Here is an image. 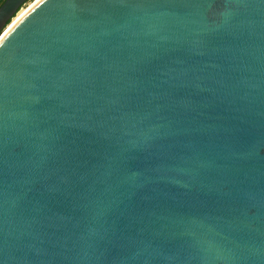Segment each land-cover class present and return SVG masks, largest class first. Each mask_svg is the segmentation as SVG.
I'll return each instance as SVG.
<instances>
[{
    "label": "water",
    "instance_id": "1",
    "mask_svg": "<svg viewBox=\"0 0 264 264\" xmlns=\"http://www.w3.org/2000/svg\"><path fill=\"white\" fill-rule=\"evenodd\" d=\"M0 149L2 264H264V0H37Z\"/></svg>",
    "mask_w": 264,
    "mask_h": 264
},
{
    "label": "bare ground",
    "instance_id": "2",
    "mask_svg": "<svg viewBox=\"0 0 264 264\" xmlns=\"http://www.w3.org/2000/svg\"><path fill=\"white\" fill-rule=\"evenodd\" d=\"M36 1L37 0H33L29 4H27V6L20 9V11L12 18L10 23H8V25L5 27L4 31L0 34V38L27 10H29V8H31V6H33V4Z\"/></svg>",
    "mask_w": 264,
    "mask_h": 264
},
{
    "label": "snow or ice",
    "instance_id": "3",
    "mask_svg": "<svg viewBox=\"0 0 264 264\" xmlns=\"http://www.w3.org/2000/svg\"><path fill=\"white\" fill-rule=\"evenodd\" d=\"M129 2H136V0H129ZM0 164H2V149H0ZM0 264H2V261H0Z\"/></svg>",
    "mask_w": 264,
    "mask_h": 264
},
{
    "label": "rangeland",
    "instance_id": "4",
    "mask_svg": "<svg viewBox=\"0 0 264 264\" xmlns=\"http://www.w3.org/2000/svg\"><path fill=\"white\" fill-rule=\"evenodd\" d=\"M31 1H33V0H28V1H27V2H26L21 8L27 6V4H29ZM21 8H20V9H21ZM20 9H19V11H20ZM19 11H18V12H19ZM18 12H17V13H18ZM17 13H16V14H17ZM16 14H15V15H16ZM11 20H12V19H11ZM11 20H10V21H11ZM9 23H10V22H9Z\"/></svg>",
    "mask_w": 264,
    "mask_h": 264
},
{
    "label": "trees",
    "instance_id": "5",
    "mask_svg": "<svg viewBox=\"0 0 264 264\" xmlns=\"http://www.w3.org/2000/svg\"><path fill=\"white\" fill-rule=\"evenodd\" d=\"M3 2V0H0V4Z\"/></svg>",
    "mask_w": 264,
    "mask_h": 264
}]
</instances>
